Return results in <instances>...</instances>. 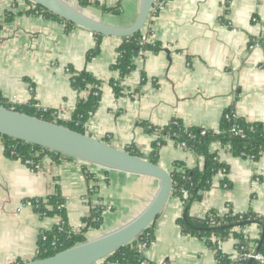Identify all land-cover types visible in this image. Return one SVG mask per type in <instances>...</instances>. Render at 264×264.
I'll return each mask as SVG.
<instances>
[{"label": "crops", "instance_id": "obj_1", "mask_svg": "<svg viewBox=\"0 0 264 264\" xmlns=\"http://www.w3.org/2000/svg\"><path fill=\"white\" fill-rule=\"evenodd\" d=\"M100 1L120 6L121 12L106 13L94 5L83 11L116 26L136 21L141 0ZM164 5L148 22L150 42L158 44V50L136 58L135 68L121 81L124 94L118 96L111 80H120L112 66L122 38L103 36L100 53L88 60L97 43L93 32L30 14L29 0H0L2 19L12 14L0 26V94L13 104L33 102L69 120L88 93L74 89L68 70L89 71L102 81V101L86 124L87 133L124 150L133 147L146 158L157 140L148 124L164 127L180 120L187 127L218 132L228 111L264 124V0H166ZM211 151L229 171L214 177L200 201L186 204L185 197H170L153 224L154 241L142 250L143 264H219L204 239L182 231L179 220L187 213L205 218L211 211L224 215L253 210L264 217V152L258 160L239 157L220 141ZM176 161L201 170L205 165L203 156L168 138L159 151V164L173 171ZM157 188L153 178L73 158L47 155L32 167L14 156L0 137V264L38 257L43 236L62 222L59 216L41 217L32 206L34 199L61 193L67 223L78 233L94 206H106L103 225L84 233L92 239L139 214ZM244 232L255 251L261 228L253 224ZM240 243L231 233L221 243L222 251L236 256Z\"/></svg>", "mask_w": 264, "mask_h": 264}, {"label": "trees", "instance_id": "obj_2", "mask_svg": "<svg viewBox=\"0 0 264 264\" xmlns=\"http://www.w3.org/2000/svg\"><path fill=\"white\" fill-rule=\"evenodd\" d=\"M76 1L82 7L94 5L106 13L119 14L121 12L120 6H107L102 4L100 0ZM30 3L35 5L32 1ZM28 13L65 22L68 27L74 26L71 22H66L41 6L36 5V8L31 6ZM3 18L0 16V26L4 21L12 19L11 12H7ZM151 33V28H148L146 37L149 38ZM93 35L97 38V43L94 49L88 53V60L96 57L101 49L103 35L97 33H93ZM261 42L264 44V39H261ZM158 48V44H153L150 40H144L142 31L134 36L122 39L118 48L117 60L112 66L114 70H118L120 73V80H111V84L118 96L124 94V86L121 81L135 68L136 58L146 50L157 51ZM71 72L74 89L79 94L87 92L88 95L86 98H80L78 100L72 118L69 120L59 118L53 110L38 108L33 102L29 104H13L7 101L1 94L0 105L47 121H56L80 133H87L86 124L98 110L102 101V81L86 70ZM142 76L143 82H145L147 77L145 74ZM147 128L157 138L153 144V152L148 157L152 162L159 163V151L168 138L180 144L185 143L189 150L205 158V165L202 170L198 166L188 168L181 161L174 163V170L172 171L175 182L173 195L184 199L183 190H187L190 197L185 201L186 204L200 201L203 192L211 189L214 177L220 172L227 173L229 171V166L220 160L218 153L211 151V145L214 142L220 141L223 145H228L232 154L239 157L258 160L264 152V124L247 121L243 117L236 116L232 111L226 112L222 118L218 132L205 130L206 133L204 135L202 134L203 129L187 127L180 120H172L164 127L148 124ZM0 137L4 139L10 152H16V157L24 161L31 160L33 164L41 163L46 155L53 158L67 157L42 147L13 139L9 136L0 134ZM128 151L141 156L133 147L128 149ZM67 158L72 159L70 157ZM88 177L90 178V174H88ZM31 203L41 217H61V225L64 229L60 231L59 226L56 225L44 235L46 238H42L39 245V258L55 255L77 243L87 241L88 239L84 233L90 228L99 229L103 225V212L106 210V206L102 204L94 206L90 216L83 220L86 226L78 233L73 231L67 223L65 198L61 193L53 194L46 198L34 199ZM179 224L185 234L204 239L209 247L215 251L219 264H264L262 261L256 259L240 258V254L252 252L251 240L246 238L244 229L253 224L261 228L260 240L254 252L264 254V217L253 210L245 213L229 212L224 215H221L217 211H211L205 218L190 216L187 213L185 217L179 220ZM236 228H239L240 231H235L234 229ZM231 233H235V236L241 240L236 256L224 253L221 247V243L227 240ZM153 241L152 225L138 239L123 247L104 261L113 264H143L144 257L141 245L147 244L149 246ZM19 263L23 262H18L17 264Z\"/></svg>", "mask_w": 264, "mask_h": 264}, {"label": "water", "instance_id": "obj_3", "mask_svg": "<svg viewBox=\"0 0 264 264\" xmlns=\"http://www.w3.org/2000/svg\"><path fill=\"white\" fill-rule=\"evenodd\" d=\"M56 16L103 36L128 38L141 32L152 17L158 0H141L136 21L116 26L86 14L82 6L67 0H30ZM0 134L33 144L77 161L158 181L148 205L130 221L115 230L56 253L19 264H98L138 239L158 219L174 193L172 171L159 163L131 153L88 133L74 131L56 121H47L0 105ZM256 253V252H255Z\"/></svg>", "mask_w": 264, "mask_h": 264}, {"label": "built area", "instance_id": "obj_4", "mask_svg": "<svg viewBox=\"0 0 264 264\" xmlns=\"http://www.w3.org/2000/svg\"><path fill=\"white\" fill-rule=\"evenodd\" d=\"M165 2H166V0H162V1H159L158 3H157V5L155 6V9H154V11L156 10V8L158 9V8H164V4H165ZM32 7L33 8H36V4L35 5H32ZM147 30H148V25L142 30V32H143V34H144V40H150V37L149 38H147L146 37V35H147ZM68 71H70L71 72V70H68ZM57 116H58V114H57ZM206 133V131L204 130V131H202V134L204 135ZM182 145L183 146H186L185 145V143H182ZM12 154L14 155V156H17V154H16V152L15 151H12ZM47 156V155H46ZM25 162L27 163V164H29V165H32V167H37L38 166V164H33V162L31 161V160H25ZM79 163H84V162H82V161H79ZM85 164V163H84ZM183 196L186 198V199H188L189 198V192L187 191V190H183ZM62 224V222L58 225L59 226V230L60 231H63L64 229H63V226L61 225ZM46 238V236H43V239H45ZM145 247H147V244H142L141 245V248L142 249H144ZM240 258H243V259H256V260H260V261H262L263 263H264V254H262V253H255L254 251H252V252H247V253H242V254H240Z\"/></svg>", "mask_w": 264, "mask_h": 264}, {"label": "rangeland", "instance_id": "obj_5", "mask_svg": "<svg viewBox=\"0 0 264 264\" xmlns=\"http://www.w3.org/2000/svg\"><path fill=\"white\" fill-rule=\"evenodd\" d=\"M67 1H69L74 6H79V4H78V2L76 0H67Z\"/></svg>", "mask_w": 264, "mask_h": 264}, {"label": "bare ground", "instance_id": "obj_6", "mask_svg": "<svg viewBox=\"0 0 264 264\" xmlns=\"http://www.w3.org/2000/svg\"><path fill=\"white\" fill-rule=\"evenodd\" d=\"M72 2V1H71Z\"/></svg>", "mask_w": 264, "mask_h": 264}]
</instances>
